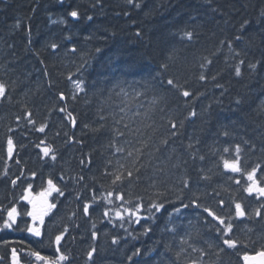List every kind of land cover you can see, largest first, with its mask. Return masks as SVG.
Segmentation results:
<instances>
[{
  "label": "trees",
  "instance_id": "trees-1",
  "mask_svg": "<svg viewBox=\"0 0 264 264\" xmlns=\"http://www.w3.org/2000/svg\"><path fill=\"white\" fill-rule=\"evenodd\" d=\"M262 10L264 0H0V264H13V249L19 264H45L31 252L55 260L58 247L68 257L58 264H244V255L264 251V197L248 195L246 176L223 166L240 145V167L259 165L264 186ZM41 140L55 161L43 157ZM117 171L125 179L113 184ZM50 178L64 195L48 197L55 207L35 237L23 197H36ZM153 202L164 209L156 212ZM235 203L244 217L235 216ZM137 204L139 223L123 211V220L115 217ZM12 207L17 223L4 228ZM204 207L232 223L229 237ZM226 238L237 246L228 248Z\"/></svg>",
  "mask_w": 264,
  "mask_h": 264
},
{
  "label": "snow or ice",
  "instance_id": "snow-or-ice-1",
  "mask_svg": "<svg viewBox=\"0 0 264 264\" xmlns=\"http://www.w3.org/2000/svg\"><path fill=\"white\" fill-rule=\"evenodd\" d=\"M60 2L63 3V0H60ZM128 2L131 3L132 0H128ZM68 15L70 17H72V19H74V20L79 19V13L76 10L70 11L68 13ZM261 16H264V10L261 11ZM88 19L91 20L92 17L89 16ZM53 23H56V21H53ZM60 23H64V21H60ZM247 23L248 22L245 21L241 25V30L244 29V27L247 25ZM137 35H139V33H137ZM185 36L189 40L192 39V33L191 32L185 33ZM236 39L240 40L241 37L237 36ZM51 47H52L53 50H55L58 46L56 44H52ZM229 47H231V44H229ZM71 51L75 52L76 49L73 48V49H71ZM96 51L99 52L100 49H97ZM241 63H242V61H241ZM250 67L255 68V65H250ZM235 73H236L237 76L241 75V70H240L239 66L236 67ZM200 79L204 80L205 77L203 75H201ZM167 83H168V85H170V86H172L174 88L175 87H179V85H177L172 79H169L167 81ZM76 88L79 91H83V88L81 87V83L80 82L76 83ZM190 94L191 93L189 91H187V90L182 91V95L185 98L190 96ZM4 95H5V85L3 83H0V97H2ZM60 99L61 100L65 99L63 94L60 95ZM61 111L63 112V111H65V109L61 108ZM122 111H123V109H122ZM191 115L194 116L195 113L193 112V113H191ZM68 117H71V113H68L66 118H68ZM101 119H103V117H101ZM29 122L30 123H34V121H31V120H29ZM71 122H72L73 125H75L76 121H75L74 117L72 118ZM117 123H119V121H117ZM170 123H171V127L173 129H175L177 127L176 123L171 122V121H170ZM45 127H46L45 125L40 126L37 129V131L44 132ZM124 127L127 128L128 125L125 124ZM119 134L123 135L122 132L119 133ZM175 134H176L175 132L172 133V135H175ZM225 135H227V133H225ZM165 143H166V141H165ZM40 145H43V147H40V151L43 153V157H49L51 160L55 161L56 160V155H55L54 150L52 149V147L50 145H46L44 140H41ZM13 150H14V143H13V140L11 138H9L8 139V156H9V158L12 157ZM116 151L117 152H123L124 149L122 147H117ZM229 151H230L229 148H225L224 149L225 153H228ZM135 152L137 153V159H136V161L133 162L134 167H135V163L139 160V155L142 153V149L137 148V149H135ZM240 153H241V147H240V145H236V147H235V158L234 159H223V166H224L225 171H229V172H232V173H239L241 175L246 176V179L249 181V184L247 185V187H245V189H244L245 192H247L248 195H250V196L253 195V193H256V194H258L257 198L264 197V186H260L259 185V182H258L257 176H256L257 168L259 167V165H257V167L253 168L251 171L244 172L243 169L240 167V160H241ZM128 156L132 157L133 156V152L129 151L128 152ZM201 159H203V157H201ZM123 167L124 166L122 165L121 168H123ZM139 170L140 169L138 167L135 168L136 172H139ZM125 171L127 173V178H129V179L132 178L133 171L129 170V169H125ZM110 175H114V179L112 180L113 184H116L118 182H122L125 179V175H124L123 171H117L115 174H110ZM33 176H35L34 173H33ZM203 178L207 179L208 177H203ZM61 179H63V177H61ZM261 179H264V177H261ZM12 183L15 184L16 181L13 180ZM183 183H184V187L185 188L189 187V181L188 180H184ZM236 183L239 184L240 181L236 180ZM47 185H48L47 188L42 189L41 192L38 193L36 197H33L30 192L26 193L25 196L23 197V199H25L29 204L32 205V210L27 212V215L32 218V223L27 225V231L30 234H32L33 236H35V237H40L41 236V227L40 226H42L43 223H44V219L43 218H44L45 215L48 214V212L52 208L55 207V204H49L48 203V197L51 196V194L54 193V192L58 193L61 196L64 195L63 191L57 186L56 183L53 182V180L51 178L48 179ZM28 187L31 188L32 186L29 185ZM111 197H113V192L109 191L107 193L106 197H104V199H105V201L107 203L111 204V203H113V200L110 199ZM93 199L95 200L97 198L94 196ZM115 199L123 201L124 197L122 195H116ZM191 203H192L193 207H200V205L196 201H192ZM223 203H224L223 201H220L221 206H223ZM89 207H90V205L88 203H85L83 211H84V214L86 216L89 215ZM164 207H165V205L162 202H160V203L153 202L151 204V208L154 209L156 212H160L161 210L164 209ZM184 207H188V205L185 204ZM261 207H264V204H262ZM140 210H141V205L140 204H137L135 206V210L134 211L131 210V209H128V208H123V209L117 208L116 211H115V217L117 219L123 220L124 219V217L122 215V211H123L128 216L135 217L136 222L139 223L141 217H139L137 215V213L140 212ZM177 211H179V209H177ZM203 211L206 212L208 214V216H210L213 220H216L221 225V227L223 228V233H222L223 237H229V234L231 233L232 228H233L232 223L228 222L226 224L225 223V218L217 215L209 207H204ZM18 215H19V213L17 212L16 207H12V208L8 209L7 218L4 220L3 227L4 228H9V229L12 228L13 225H15L17 223V216ZM104 215L108 216L109 212L105 211ZM256 215L257 216L260 215L259 210H257ZM235 216L238 217V218L245 216V211L242 209V205L240 203H235ZM144 218L147 219L148 217H144ZM37 221L39 222V224H37ZM147 231H149V229L145 228V233ZM95 238H96V233H93V239H95ZM61 239H62V234L61 235H57L55 237V243L57 245H59L60 242H61ZM112 243L113 244H117L118 240L114 238L112 240ZM181 243L182 244L183 243H187V241L182 239ZM223 243L228 248H235L237 246V241H235V240H233L231 238L223 239ZM192 250L194 252L197 251L196 248H193ZM94 251H95V249H93L92 251H90L88 253V257H89L90 260L92 259ZM57 253H58V255H57L55 260H50L48 257L40 255L39 252H31V255H33L36 258V260H38V261H44L45 264H58V262H63V261L68 259L67 256H65L63 254H59L60 253L59 247L57 248ZM135 254L136 255L139 254V249H137V252ZM203 254L204 253L201 252V255H203ZM12 255H13V264H19V262H18V260L16 258L15 249L12 250ZM177 256H179V253H177ZM129 259H131V257H129ZM243 259L245 261V264H264V251L258 252L255 257H250L248 255H244ZM191 264H199V261L198 260H192Z\"/></svg>",
  "mask_w": 264,
  "mask_h": 264
},
{
  "label": "water",
  "instance_id": "water-1",
  "mask_svg": "<svg viewBox=\"0 0 264 264\" xmlns=\"http://www.w3.org/2000/svg\"><path fill=\"white\" fill-rule=\"evenodd\" d=\"M256 256V254L255 255H253V256H250V257H255Z\"/></svg>",
  "mask_w": 264,
  "mask_h": 264
}]
</instances>
